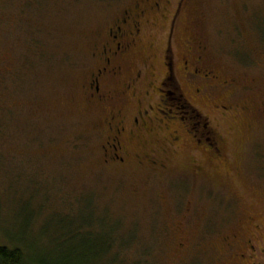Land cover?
I'll return each mask as SVG.
<instances>
[{"label": "rangeland", "instance_id": "374dc122", "mask_svg": "<svg viewBox=\"0 0 264 264\" xmlns=\"http://www.w3.org/2000/svg\"><path fill=\"white\" fill-rule=\"evenodd\" d=\"M138 9L137 45L113 80L134 84L99 103L91 83L111 31ZM194 36L205 69L234 83L196 95L181 69ZM168 47L173 79L222 157L197 142L199 126L168 119L182 117L179 97L160 91ZM109 121L128 129L125 162L110 161ZM96 237L111 241L100 262ZM6 242L63 264H264V0H0Z\"/></svg>", "mask_w": 264, "mask_h": 264}, {"label": "flooded vegetation", "instance_id": "af4514ba", "mask_svg": "<svg viewBox=\"0 0 264 264\" xmlns=\"http://www.w3.org/2000/svg\"><path fill=\"white\" fill-rule=\"evenodd\" d=\"M143 3H150L154 1L155 6L157 7L159 4V0H141ZM178 9V7H177ZM146 11L142 9H138L137 11L127 10L122 14V17L115 24L114 28L111 31V36L115 45L109 46L106 51V64L100 68L93 78L91 83L92 94L91 97L98 101L99 103L106 104L109 102H113L115 99L119 98L132 88L134 82L128 83L126 89L124 90L122 87H117L113 85V80L116 78L118 74L122 73V66L119 60H126L130 52L136 47L138 42V36L141 32V28L144 24ZM173 31V28L171 32ZM193 45L192 49H189L186 54L188 55L184 60V65L181 67L183 73L185 74L186 79L190 83L197 84L195 89L196 95L202 93L205 88H210L213 86L221 84L226 86L230 84L231 80L222 81L220 77L213 74V71H209L205 69L206 61L203 59V47L202 45H197L199 43V37L194 36L193 41L190 42ZM106 48V47H105ZM170 48L165 51V64H166V77L164 81L161 83L160 91L163 96L170 98L171 96H178V103L175 107L181 109V116H172L168 118L172 121V124H177L175 122H187V124H192L193 126H199L201 129L197 130L200 136H204L205 129H207V125L202 124L205 122V119H202L201 114L199 113L197 107L193 103H188L186 98L183 96V89L178 86V81L173 79L174 71L172 67V63H168L166 60L170 58ZM206 70V71H205ZM172 77L174 80V84L169 85L167 81ZM106 82V85L104 84ZM112 82V86H111ZM234 83V81H232ZM231 82V83H232ZM110 85H109V84ZM103 86H106L104 89ZM180 90V92H178ZM181 107V108H180ZM145 114L141 115V118L144 119ZM150 118V117H148ZM117 121L115 118H111ZM182 119V120H181ZM109 125L111 126V137L108 140V144L106 145L108 155L110 156V161L113 162H125V156L123 155L126 151V146H124V137L128 131L125 125L118 126L117 124H113L112 121H109ZM134 128L140 127V119L138 117L134 118L133 121ZM188 131L191 130L188 128ZM196 137V135L194 134ZM204 138V137H203ZM199 141H197L200 145L207 144L212 149L215 155L222 157V150L220 148V140L218 139L217 133L213 131V143H208L209 136L205 137L204 140L198 137ZM255 264V263H253Z\"/></svg>", "mask_w": 264, "mask_h": 264}, {"label": "trees", "instance_id": "16d2710c", "mask_svg": "<svg viewBox=\"0 0 264 264\" xmlns=\"http://www.w3.org/2000/svg\"><path fill=\"white\" fill-rule=\"evenodd\" d=\"M111 241H106L103 240L101 237H96L94 238V240L92 239L91 244L94 247V250L92 252V255L94 256V260L95 262H100L102 260L103 257L110 255L111 253V248L108 246V243ZM82 243H84V247L85 248H89L91 247L89 245V243L85 242L84 240L82 241ZM29 251L32 250L31 248H27ZM33 251V250H32ZM90 252V251H89ZM116 255L118 253H115ZM84 257V256H83ZM80 262L83 261H87V257L83 258ZM68 258V262L66 264H71L70 262V257ZM109 259L112 263L116 264L115 262L118 261V256L112 255L110 256ZM80 262L78 264H80ZM0 264H63L62 259H59L58 261H56L55 263L53 262H48L47 260H45L42 257H31L29 256L27 253H25V251L20 248L19 246H9L6 243L0 245Z\"/></svg>", "mask_w": 264, "mask_h": 264}]
</instances>
